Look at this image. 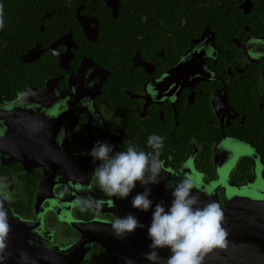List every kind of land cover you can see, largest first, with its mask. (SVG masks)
Returning a JSON list of instances; mask_svg holds the SVG:
<instances>
[{"label": "flooded vegetation", "instance_id": "flooded-vegetation-1", "mask_svg": "<svg viewBox=\"0 0 264 264\" xmlns=\"http://www.w3.org/2000/svg\"><path fill=\"white\" fill-rule=\"evenodd\" d=\"M4 6L0 204L34 226L29 245L69 260L89 239L80 225L140 211L139 182L124 199L100 189L86 154L97 141L151 151L150 135L165 138L152 200L192 177L199 207L264 205V0H49L42 16L33 0ZM87 248L80 264L110 259Z\"/></svg>", "mask_w": 264, "mask_h": 264}, {"label": "clouds", "instance_id": "clouds-1", "mask_svg": "<svg viewBox=\"0 0 264 264\" xmlns=\"http://www.w3.org/2000/svg\"><path fill=\"white\" fill-rule=\"evenodd\" d=\"M3 17V5H0V29L4 27ZM164 139L161 135H150L147 146L151 151L138 150L131 144L125 151H114L113 145L97 141L86 154L92 157L93 163L100 162L94 169V176L100 189L108 195L124 199L131 194L137 182L143 187L142 192L132 197L131 204L142 212L151 210L148 226L151 251L145 254V259L151 264H160L155 249L168 248L171 254L166 264H202L204 253L216 247H225L227 234L221 227L223 213L215 202L197 206L199 198L192 191L196 187L192 177L175 184L166 183L165 189H171L170 206L166 207L163 201L153 206L149 198L152 191L150 185L160 183V174L165 167L160 159ZM102 203L98 201L96 206ZM143 227L131 213L112 222V230L118 238ZM8 231L7 211L0 204V250L6 246ZM126 264H134V261L128 260Z\"/></svg>", "mask_w": 264, "mask_h": 264}, {"label": "water", "instance_id": "water-1", "mask_svg": "<svg viewBox=\"0 0 264 264\" xmlns=\"http://www.w3.org/2000/svg\"><path fill=\"white\" fill-rule=\"evenodd\" d=\"M152 201L153 206L160 202L156 198ZM170 202L171 200L164 199L166 207L170 206ZM213 202L218 204L223 213L221 227L227 234L226 242L225 247H216L204 253L202 264H264V205L261 207L258 202H251L244 208L245 215H240L234 207L236 204L223 206L217 200ZM255 213L256 215H252ZM131 214L137 217L144 227L119 238L114 234L112 224L99 225L93 222L80 225L82 229L89 230L87 236L89 239L72 247L70 249L72 257L62 262L57 253L29 245L25 233L34 226L24 223L25 221L12 214L11 219H7L10 239L5 244V248L0 250V264H80L89 251L87 246L93 241L100 244L113 264H126L128 260L134 261V264H151L145 259V254L151 251L149 248L151 241L148 237L151 210L148 212L134 210ZM75 228L80 229L79 225ZM155 251L160 257V264H166L171 254L169 249L158 248Z\"/></svg>", "mask_w": 264, "mask_h": 264}, {"label": "trees", "instance_id": "trees-1", "mask_svg": "<svg viewBox=\"0 0 264 264\" xmlns=\"http://www.w3.org/2000/svg\"><path fill=\"white\" fill-rule=\"evenodd\" d=\"M34 2H36L39 6V10H40V14L39 16H42L43 13L45 12V8H44V2L47 3V1L49 0H33ZM7 2V0H0V5H3V8H5L4 4ZM42 2H43V5H42ZM2 3V4H1ZM34 6V5H33ZM39 18V17H38ZM94 260H91V263H93ZM101 264H112V260L111 258L110 259H107L106 263H101Z\"/></svg>", "mask_w": 264, "mask_h": 264}]
</instances>
